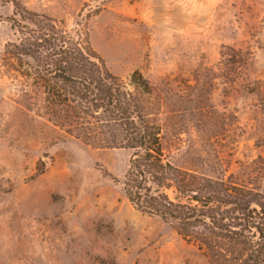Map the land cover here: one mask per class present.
I'll list each match as a JSON object with an SVG mask.
<instances>
[{
	"label": "rangeland",
	"instance_id": "rangeland-1",
	"mask_svg": "<svg viewBox=\"0 0 264 264\" xmlns=\"http://www.w3.org/2000/svg\"><path fill=\"white\" fill-rule=\"evenodd\" d=\"M0 4V264H209L124 183L131 152L57 129L46 78L12 54L17 2L86 38L136 92L183 171L264 195V0H14ZM20 9V10H21ZM16 19H20L19 16ZM185 200H183L184 202Z\"/></svg>",
	"mask_w": 264,
	"mask_h": 264
},
{
	"label": "trees",
	"instance_id": "trees-1",
	"mask_svg": "<svg viewBox=\"0 0 264 264\" xmlns=\"http://www.w3.org/2000/svg\"><path fill=\"white\" fill-rule=\"evenodd\" d=\"M14 3L16 17L10 20L23 37L12 54L40 66L54 127L93 146L129 150L124 189L130 202L176 221L182 238L193 242L209 264H264V195L198 175L186 182L165 153L161 128L145 113L141 95L151 94L149 81L135 72L136 92L129 89L87 38L76 40L52 20Z\"/></svg>",
	"mask_w": 264,
	"mask_h": 264
}]
</instances>
